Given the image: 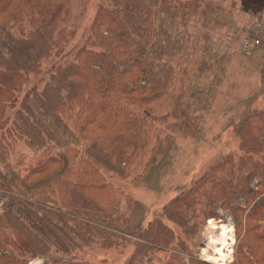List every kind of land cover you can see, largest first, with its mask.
Segmentation results:
<instances>
[{
	"label": "trees",
	"instance_id": "trees-1",
	"mask_svg": "<svg viewBox=\"0 0 264 264\" xmlns=\"http://www.w3.org/2000/svg\"><path fill=\"white\" fill-rule=\"evenodd\" d=\"M144 1L100 0L79 35L85 0H0V157L12 147L7 137L13 133L12 116L15 134L30 151L25 167L9 173L0 168V264H26L33 257L44 259L34 264H106L69 255L77 254L78 240L92 241L98 226L129 225V196L115 174L138 181L148 168L142 123L159 106L154 55L168 45L157 31L159 13L144 21ZM173 1L178 7L191 3L153 0ZM246 118L248 131H264V110ZM250 149L247 159L248 152L240 156V162L251 163L244 175L239 164L235 174H226L225 159L193 180L184 194L192 215L196 209L206 218L218 216V208L232 211L240 255L245 242L254 252L264 250L263 135ZM234 193L244 199L236 206ZM150 225L156 229L148 228L145 239L173 235L168 227L160 229L164 224L157 217ZM115 235L122 237L105 231L103 245L114 246ZM136 247L128 264H145L157 245Z\"/></svg>",
	"mask_w": 264,
	"mask_h": 264
},
{
	"label": "rangeland",
	"instance_id": "rangeland-1",
	"mask_svg": "<svg viewBox=\"0 0 264 264\" xmlns=\"http://www.w3.org/2000/svg\"><path fill=\"white\" fill-rule=\"evenodd\" d=\"M99 1L85 0L78 23L79 35L93 20ZM190 1V6L182 7L175 6L174 1L164 5L153 0L142 3L144 21H150L159 13L155 16L159 21L157 31L168 44L154 55L155 70L158 76L160 74L161 87L156 100L159 106L150 116H145L142 123V148L147 147L142 159L146 160L148 168L140 172L138 181L115 174L129 196L130 205L126 206V212L131 215L129 225L107 229L98 226L92 241L78 240L77 254L69 256L106 264H128L133 255H137L136 244L143 243L157 245L144 258L145 264H248V261L264 264L261 258L264 250L254 252L250 242H245L243 254L238 252L239 230L231 210L218 208V216L206 218L196 209L192 215L184 199L193 180L225 159L229 163L224 168L226 174H235L234 165L237 171L239 164L244 175L251 163L249 160V163L240 162V156L251 150L260 135L264 138V131L258 127L248 131V123H244L248 114L264 110V0ZM178 21H186V24ZM252 36L260 37V44L243 50L242 39ZM81 37L71 46L77 47L75 44ZM164 50L167 52L163 53ZM12 124L13 133L7 136L12 147L4 158L0 157V168L8 173L25 167L30 156L27 144L15 134L19 132L13 116L8 125ZM247 154L246 159L252 152ZM22 155L24 159L20 164ZM8 163L9 167H3ZM254 183L253 180L251 189ZM243 201L234 193L232 205ZM156 217L164 224L160 229L168 227L172 231L171 237L161 234L151 236L154 240L144 238L148 228L156 229V225H150ZM215 222L232 228L230 256L226 258L218 253L215 243L208 241L210 233L220 236V228L213 227ZM105 231L122 237L115 235L112 239L116 244L106 247L100 238ZM43 261L42 257H33L27 259L26 264Z\"/></svg>",
	"mask_w": 264,
	"mask_h": 264
},
{
	"label": "bare ground",
	"instance_id": "bare-ground-1",
	"mask_svg": "<svg viewBox=\"0 0 264 264\" xmlns=\"http://www.w3.org/2000/svg\"><path fill=\"white\" fill-rule=\"evenodd\" d=\"M213 227L220 228V236L216 237L213 233L209 234L208 241L209 243H215L216 250L218 253L226 258L230 256V239L232 238V228L225 224L219 225L218 223H214Z\"/></svg>",
	"mask_w": 264,
	"mask_h": 264
},
{
	"label": "built area",
	"instance_id": "built-area-1",
	"mask_svg": "<svg viewBox=\"0 0 264 264\" xmlns=\"http://www.w3.org/2000/svg\"><path fill=\"white\" fill-rule=\"evenodd\" d=\"M260 43V37H244L241 42V47L243 50H250Z\"/></svg>",
	"mask_w": 264,
	"mask_h": 264
},
{
	"label": "crops",
	"instance_id": "crops-1",
	"mask_svg": "<svg viewBox=\"0 0 264 264\" xmlns=\"http://www.w3.org/2000/svg\"><path fill=\"white\" fill-rule=\"evenodd\" d=\"M263 20H264V15H263Z\"/></svg>",
	"mask_w": 264,
	"mask_h": 264
}]
</instances>
